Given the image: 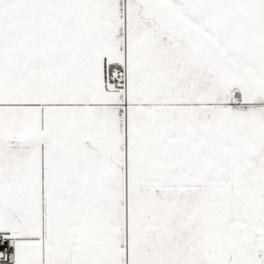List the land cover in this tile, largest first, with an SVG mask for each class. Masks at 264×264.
<instances>
[{
    "label": "snow or ice",
    "instance_id": "obj_1",
    "mask_svg": "<svg viewBox=\"0 0 264 264\" xmlns=\"http://www.w3.org/2000/svg\"><path fill=\"white\" fill-rule=\"evenodd\" d=\"M0 264H264V0H0Z\"/></svg>",
    "mask_w": 264,
    "mask_h": 264
}]
</instances>
